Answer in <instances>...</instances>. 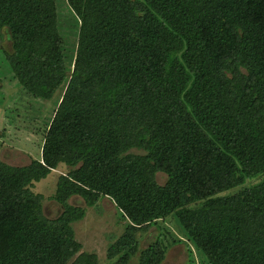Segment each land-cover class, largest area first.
I'll return each instance as SVG.
<instances>
[{
	"label": "trees",
	"instance_id": "1",
	"mask_svg": "<svg viewBox=\"0 0 264 264\" xmlns=\"http://www.w3.org/2000/svg\"><path fill=\"white\" fill-rule=\"evenodd\" d=\"M66 1L76 52L57 0H0L10 79L54 107L41 161L0 162V264H100L73 225L104 197L129 222L109 264H129L138 233L169 217L203 264H264V0ZM60 164L81 167L51 219L31 188ZM160 248L140 264H160Z\"/></svg>",
	"mask_w": 264,
	"mask_h": 264
},
{
	"label": "rangeland",
	"instance_id": "2",
	"mask_svg": "<svg viewBox=\"0 0 264 264\" xmlns=\"http://www.w3.org/2000/svg\"><path fill=\"white\" fill-rule=\"evenodd\" d=\"M56 4L57 30L63 47L70 52H76L79 21L66 0H57ZM11 46L12 40L8 39L7 34L3 39L0 38V162L11 167L24 168L33 160L41 161L43 136L50 125L45 117L54 107L53 104L38 100L20 89L18 82L10 79L12 73L6 64L4 52L11 53ZM73 67L74 63L70 73ZM63 95L64 92H60L55 99L60 103ZM132 153L142 154L137 150ZM80 167L81 165L74 167L60 164L46 180L32 186L31 192L42 197V210L47 217L54 219L63 213V208L55 201L58 183L61 178L70 177V173L78 171ZM157 180L161 185L167 181L163 174H157ZM260 182L261 179L251 180L247 186ZM69 203L73 206L84 205L82 198L77 196L72 197ZM128 225L129 222L122 216L113 200L104 197L95 208L86 209L84 220L74 224L73 229L76 240L83 246L82 252L94 253L100 264H109V245L124 235ZM136 240L138 251L129 264H140L142 254L156 244L161 246L160 250L164 255L160 264H203L201 255L181 233L173 217L157 221L148 232H139Z\"/></svg>",
	"mask_w": 264,
	"mask_h": 264
}]
</instances>
